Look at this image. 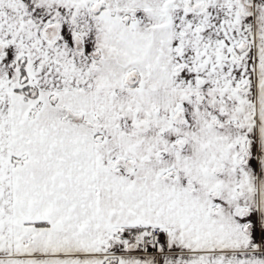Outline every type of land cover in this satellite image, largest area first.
<instances>
[{
    "label": "snow or ice",
    "instance_id": "snow-or-ice-1",
    "mask_svg": "<svg viewBox=\"0 0 264 264\" xmlns=\"http://www.w3.org/2000/svg\"><path fill=\"white\" fill-rule=\"evenodd\" d=\"M0 264H264V0H0Z\"/></svg>",
    "mask_w": 264,
    "mask_h": 264
}]
</instances>
